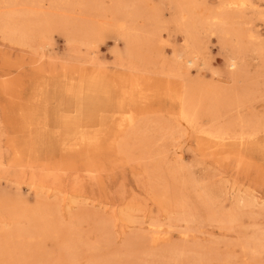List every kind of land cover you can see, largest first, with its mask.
I'll return each mask as SVG.
<instances>
[{"label":"rangeland","instance_id":"rangeland-1","mask_svg":"<svg viewBox=\"0 0 264 264\" xmlns=\"http://www.w3.org/2000/svg\"><path fill=\"white\" fill-rule=\"evenodd\" d=\"M93 1L33 6L97 21L99 32L88 37L75 25L53 26L24 44L0 31V233L31 228L14 213L37 212L50 224L39 236L0 239V250L9 247L0 264H264V251L245 248L264 237V160L231 146L202 149L198 132L180 125L179 101L192 94L202 129L264 124V0H250L243 11L227 10L224 0H126L138 9L126 22V30L138 29L133 44L114 25L116 0H104L103 15L90 13ZM223 17L226 34L218 32ZM193 20L189 40L185 27ZM191 50L199 59L188 68L179 55ZM237 53L232 72L229 58ZM73 72L137 75L162 92L148 104L127 105L134 129L88 164L62 152L63 119L98 129L99 117L119 115L113 102L93 121L81 115L66 91ZM226 216L235 221L217 220ZM159 225L168 234L153 243Z\"/></svg>","mask_w":264,"mask_h":264},{"label":"bare ground","instance_id":"bare-ground-1","mask_svg":"<svg viewBox=\"0 0 264 264\" xmlns=\"http://www.w3.org/2000/svg\"><path fill=\"white\" fill-rule=\"evenodd\" d=\"M37 0H0V8H6L5 11H0V31H2L8 38L19 41L21 43H29L38 35H42L45 30L51 29L53 26H60L67 28L73 26L78 32L80 37H88L89 35L97 34L100 30L98 22L91 20V22L74 21L69 17L63 15H53V13H46L43 11H36L33 6L39 5ZM56 1V0H55ZM64 5L69 9L73 8L75 4L82 2V0H63ZM104 0H95L92 2V10L90 13L103 15L106 8L102 7ZM24 4L26 8H20V4ZM250 5V0H224L223 6L227 10L243 11ZM115 19V26L123 32L124 36L128 37L131 44L138 38L136 28H128L126 30V22L131 21L138 16V9L136 5L129 4L126 0H116L113 7L110 9ZM227 17H223L220 21L222 26L218 29L221 34H226L229 29L225 27ZM230 20V19H229ZM195 22L191 21L185 27L189 40L195 37ZM240 32H236V37L240 38ZM131 35V36H130ZM237 52V51H236ZM183 59L184 66L191 68L198 65V56L195 55L193 50L184 51L179 55ZM233 63H235V70H233ZM205 65V64H203ZM240 65L239 53L232 55L229 58V67L232 72L236 71ZM201 66V65H200ZM69 80V85L66 88L68 94L74 99L76 109L81 115H85L93 121L98 117V113L102 111L105 106L113 102L114 109H117V117L112 122L107 117H99V128L93 129V125H83V119H69L64 118L62 123L63 134L59 139L60 148L63 153L72 155L71 157L80 156L84 160V164H88L89 159L93 155H99L102 151L109 150L110 147L118 146L119 141L126 136V133L134 129L136 124L135 114H130L127 111V105L136 107L150 103L149 95L151 98H157L162 95L158 86L150 78H141L140 76L120 75L110 80V77L104 75H90L88 73H79ZM78 79L77 83L75 79ZM149 92V94H147ZM117 102V104L115 103ZM182 104L180 112V125L183 124L185 128H193L198 134V142L202 149H209L216 153L225 151L230 146L234 150L249 151L256 153L264 160V124L262 121L252 123L244 121L239 125L240 131L232 132L229 126H222L215 129H202L197 126L196 109L197 102L191 93L179 100ZM83 103V104H81ZM80 106V108H79ZM129 112V113H128ZM81 117V116H79ZM87 119V120H89ZM259 120V119H258ZM256 120V121H258ZM254 121V122H256ZM89 123V122H88ZM263 124V125H262ZM116 151V149H113ZM108 152V151H107ZM207 196V195H206ZM208 197V196H207ZM206 197V198H207ZM203 203L209 208L211 201L203 200ZM247 204V203H245ZM15 216H22L29 222L31 228L22 229L15 228L12 232L0 233V239L5 241L9 240L14 234L22 236L35 235L36 231L45 234L49 230V222L44 216L37 215V212H20L14 213ZM190 214L183 213L182 219L188 220ZM214 216V215H213ZM233 216V215H231ZM218 221L222 223H232L235 218L226 216L218 217ZM41 221L40 223H38ZM34 227V228H32ZM152 242H161L166 239L168 231L159 226H154ZM41 235V234H40ZM39 236V235H35ZM245 248L253 250L254 253L260 255L264 251V237L260 236L253 240L247 241ZM72 249L67 250L68 257H71ZM9 253V247H1L0 254L3 256ZM185 250L174 253L176 257L185 255ZM195 259V257H194Z\"/></svg>","mask_w":264,"mask_h":264},{"label":"clouds","instance_id":"clouds-1","mask_svg":"<svg viewBox=\"0 0 264 264\" xmlns=\"http://www.w3.org/2000/svg\"><path fill=\"white\" fill-rule=\"evenodd\" d=\"M233 70H235V63H233Z\"/></svg>","mask_w":264,"mask_h":264}]
</instances>
